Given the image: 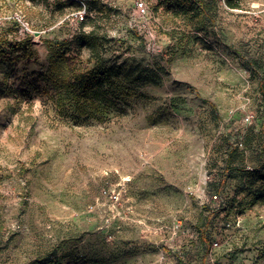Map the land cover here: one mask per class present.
<instances>
[{"label":"rangeland","instance_id":"rangeland-1","mask_svg":"<svg viewBox=\"0 0 264 264\" xmlns=\"http://www.w3.org/2000/svg\"><path fill=\"white\" fill-rule=\"evenodd\" d=\"M96 1L80 24L0 0V264H264V200L237 213L264 166V0ZM90 30L118 89L75 121L49 77L94 65Z\"/></svg>","mask_w":264,"mask_h":264},{"label":"trees","instance_id":"trees-1","mask_svg":"<svg viewBox=\"0 0 264 264\" xmlns=\"http://www.w3.org/2000/svg\"><path fill=\"white\" fill-rule=\"evenodd\" d=\"M97 3L96 0L87 2L88 15L92 12V6ZM7 5V3H4ZM67 7L74 6L72 2L66 1ZM196 7L198 10H203V0H196ZM89 16L86 15L85 20L80 24L86 22ZM12 26L17 25L15 20L11 21ZM5 31H9L8 29ZM100 37L97 36L94 30L81 31L77 40V45L80 49H87L89 51V58L87 63L93 62L91 68H87L76 62L71 57L62 58V65L65 68L63 76L49 77L50 83L57 95L56 110L64 115H70L76 120H97L103 121L108 114L109 107L112 103L111 97H114L116 90L117 78L119 71L114 66L105 64V61L100 55L101 44ZM53 65V64H52ZM260 92L264 97V87L260 84ZM213 111L216 106L207 102ZM264 146V140L261 142V147ZM238 151V146L231 144L227 150L226 167L231 162V157ZM243 174L248 173L250 181L246 185V194L251 195L249 200H243L238 203V214H243L246 209L253 207L258 201L264 200V166L260 169H253L251 172L245 169L239 170ZM252 180V181H251ZM225 179L220 180L217 186V191L223 186ZM260 183L255 190L253 185ZM234 202V201H233ZM230 207H233V203ZM225 210H229L228 207ZM206 247L209 243L203 239Z\"/></svg>","mask_w":264,"mask_h":264},{"label":"built area","instance_id":"built-area-1","mask_svg":"<svg viewBox=\"0 0 264 264\" xmlns=\"http://www.w3.org/2000/svg\"><path fill=\"white\" fill-rule=\"evenodd\" d=\"M65 1L72 2L73 4H75V6H78L80 8L77 18L79 23L83 22L85 20L87 13L88 0H65ZM135 8L137 13L142 16L148 13L147 11L149 9L146 0H136Z\"/></svg>","mask_w":264,"mask_h":264},{"label":"bare ground","instance_id":"bare-ground-1","mask_svg":"<svg viewBox=\"0 0 264 264\" xmlns=\"http://www.w3.org/2000/svg\"><path fill=\"white\" fill-rule=\"evenodd\" d=\"M158 160H159V157H158ZM190 171H192V169H191ZM190 171H189V172H190ZM200 176H201V178H202L203 174H200Z\"/></svg>","mask_w":264,"mask_h":264}]
</instances>
